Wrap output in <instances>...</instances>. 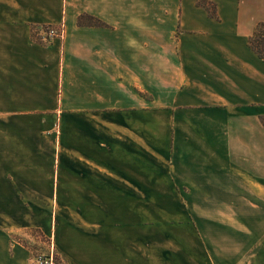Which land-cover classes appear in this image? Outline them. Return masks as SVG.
Segmentation results:
<instances>
[{"label":"crops","instance_id":"crops-1","mask_svg":"<svg viewBox=\"0 0 264 264\" xmlns=\"http://www.w3.org/2000/svg\"><path fill=\"white\" fill-rule=\"evenodd\" d=\"M197 1L0 0V264H264V0Z\"/></svg>","mask_w":264,"mask_h":264},{"label":"rangeland","instance_id":"rangeland-1","mask_svg":"<svg viewBox=\"0 0 264 264\" xmlns=\"http://www.w3.org/2000/svg\"><path fill=\"white\" fill-rule=\"evenodd\" d=\"M12 241L21 244L29 253V263L36 264L38 258L53 257V263L60 261L59 255L56 253L52 236H47L40 228L31 227L23 231L12 233Z\"/></svg>","mask_w":264,"mask_h":264},{"label":"trees","instance_id":"trees-1","mask_svg":"<svg viewBox=\"0 0 264 264\" xmlns=\"http://www.w3.org/2000/svg\"><path fill=\"white\" fill-rule=\"evenodd\" d=\"M198 5L203 6L208 11V14L212 17L216 16L215 7L213 3H209L206 0H198ZM77 23L80 26H104L105 23L98 20L97 18L88 15V14H81L77 19ZM48 26H42L40 30L47 31ZM34 28H32L33 30ZM33 32V31H32ZM47 36V35H46ZM48 37V36H47ZM250 46L262 57H264V23H259L252 36L249 38ZM26 247V246H25ZM28 247V246H27ZM26 247V248H27Z\"/></svg>","mask_w":264,"mask_h":264},{"label":"built area","instance_id":"built-area-1","mask_svg":"<svg viewBox=\"0 0 264 264\" xmlns=\"http://www.w3.org/2000/svg\"><path fill=\"white\" fill-rule=\"evenodd\" d=\"M63 26H48V29L46 31V35L49 37V38H56V37H61L62 34H63ZM36 264H53V257L50 256L48 258H38L36 260Z\"/></svg>","mask_w":264,"mask_h":264}]
</instances>
